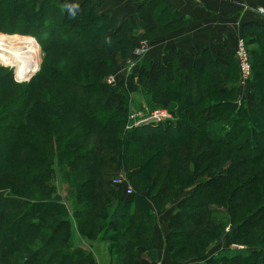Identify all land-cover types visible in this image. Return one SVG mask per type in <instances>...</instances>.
<instances>
[{
  "label": "rangeland",
  "instance_id": "obj_1",
  "mask_svg": "<svg viewBox=\"0 0 264 264\" xmlns=\"http://www.w3.org/2000/svg\"><path fill=\"white\" fill-rule=\"evenodd\" d=\"M76 1L86 2L90 15L85 14L81 33L73 37L65 28L48 29L59 20L58 4L0 0V45L14 44L11 37L29 32L25 37L40 49L36 70L29 76L17 74L14 65L0 61V264H68L71 256L78 264H219L220 260H212L216 255L242 249L261 251L249 252L250 260L241 264H264V153L260 158L247 155L252 143L221 145L212 132L230 118H238L236 130L248 120V129H257L250 141L258 142L262 134L264 146V34L251 28L244 31L254 34V41L248 43L241 27L237 32L233 25L231 36L236 42L230 51L234 62L225 79V94L204 96L208 85V92L218 89L222 80L218 68L202 74L194 65L183 86L178 77L168 82L170 91L182 101L183 94L193 96L191 111L201 112V117L187 124L194 126L192 131L152 134L136 129L151 125L156 114L171 120L177 113L162 109L154 93L140 88V81L129 95L121 82L136 81V73L147 60L157 63L160 46L188 31L191 22L161 7L142 9L144 1ZM250 1H255L247 3L252 12L264 23V0ZM53 11L57 15L50 19ZM26 13L38 18H27ZM109 17L131 20L137 27L128 35L130 45L124 44L104 79L123 97L120 111L126 119L121 118L120 131L114 125L100 129L102 123L99 127L91 120L97 116L93 107L88 112L85 104L74 102L93 96L87 73L91 55L84 53L83 42L92 44L94 31L100 36L110 33L107 27L101 30ZM239 40L250 67L247 80L236 59ZM198 77L204 82L199 83ZM75 81L83 88L75 87ZM254 81L257 84L252 87ZM195 84H200L206 97L202 104L194 93ZM252 91L263 99H256L260 103L257 114L249 100ZM5 93L9 96L3 100ZM219 112L218 119L209 121L210 115ZM110 138L113 145L106 144ZM6 142L14 144L3 160ZM262 143H256L257 147ZM221 175L225 179L214 180ZM208 181L205 192L196 188ZM165 187L166 193L162 192ZM127 189L133 191L130 196ZM193 195L196 201L188 200ZM184 199L186 207L181 204L179 208ZM132 200L137 202L126 205ZM7 201L21 204H3ZM37 205L45 211L44 217H35ZM179 209L184 216L174 218ZM20 219L13 230L12 223ZM18 231V236H10Z\"/></svg>",
  "mask_w": 264,
  "mask_h": 264
},
{
  "label": "trees",
  "instance_id": "obj_2",
  "mask_svg": "<svg viewBox=\"0 0 264 264\" xmlns=\"http://www.w3.org/2000/svg\"><path fill=\"white\" fill-rule=\"evenodd\" d=\"M22 1L30 3V0H22ZM48 1L52 2L54 5L58 4L57 8L62 11L59 13V16H58L59 20L57 24L55 25V27L49 25L48 29L65 28L69 32L68 35L70 34V36H73V37L77 36V34H80L81 33L80 29H82V26L85 22V14L87 13L88 16L90 15L89 11L85 9L86 2L79 3L76 0H48ZM144 5L145 7H143L142 9H145V10L148 8H156V7H161L163 10H166V11L170 10L167 4L162 0H145ZM33 10L34 9L31 7V14L34 13ZM38 12H40V10H38ZM31 14L26 13L25 15L27 18L29 17L31 19L38 18L37 16L31 15ZM55 15H57V13H54L53 11L49 14V18L52 19ZM104 27H107L106 30L109 29L110 33H105L104 35L100 36L98 33L94 31L93 32L94 35H92V39H93L92 44L91 42L90 43L83 42L84 44L83 46L86 47V51L84 53L91 55L90 57L91 59L88 62V72L87 73L90 76V79L88 80V82H91L94 86L93 96L89 95V97L83 100L84 102H81L79 100H74V102L81 103L82 105L85 104L84 106H86L85 108L86 110H88V112H92L91 108L93 107V111L94 113L95 112L97 113V116L93 115L91 117V120H92V123L95 124L96 126H99V124L102 123L101 124L102 128L99 126L100 129L102 130L106 128L109 129L110 126L114 125L115 127L117 126L119 129L118 131H120L121 128H123V124H124L123 120L126 119L125 114L120 111V101H121L120 98H123V97L118 88L112 87L111 85L105 83L104 79L108 75H110L117 57L121 53H123L122 50L124 49H122V47L124 46V44L125 46L130 45L131 42L128 38V35L133 30H135L137 27H136V24L133 23V21L131 20L119 22L115 20L114 17H109V20H107L106 26H102L101 30H103ZM250 28L251 30L257 29L264 34V23L262 22L245 23L241 26V32L242 33L244 31L248 32ZM246 32L243 33L244 38L245 37L247 38L248 43H252L254 41V34L246 33ZM19 33L25 36L29 35V32L28 33L19 32ZM90 41H91V38H90ZM233 60L234 59L230 51L229 44L227 40L225 39L220 42L215 43L214 49L212 50H210L205 45H198L190 51L180 46L176 48H171L167 51H163L161 60L158 61L157 63L147 60L146 63H144L140 67L138 72L136 73L137 75L136 81H134V79H131V80L121 82V87H122L121 89L127 95H129L130 93H133L137 89L136 83L138 81V86H139V81H140V88H142L144 91H147L148 93H154L158 97V101H161L162 109L170 111L171 113H174L173 111H175V113H177L176 114L177 116H175V118L171 120H164L159 123H152L151 125H142L138 127L136 130L139 131V130L147 129L146 130L147 133L150 131L152 132V134H161V131H162V132H167V134L170 133L171 135H173L175 132L177 133L184 132L187 128L190 131H192L191 129L194 128V126L191 123L190 125H187V124H189V121H191L193 118L197 119L198 121L199 118L201 117V112H197L196 114H194L191 111V108H192L191 100L193 96H191L190 98L187 96V94H183L185 99L184 101H182L180 98H178L179 96L175 94V92L170 91V86L167 85V83L172 81L173 78L178 77L177 79H178L179 85L183 86L184 84H186L185 83L186 80L191 77L190 74L193 72L192 69L194 65L198 66V69L199 71L202 72V74H207V72L209 71L208 70L209 68H212V69L218 68V69H221V71H218V72H219L220 77H222V80L220 79L221 82L219 81L220 83L218 84V89L208 92L209 91L208 89L211 88V85H208L207 87H210V88H205L207 91L204 96L208 97V95H211L213 93L225 94L226 93L225 90L227 89L224 87L226 83L225 79H226L227 73L229 72L230 68H232L233 66V62H234ZM261 64L264 66V63H261ZM202 79L198 77L199 83L204 82ZM75 82H76L74 84L75 87L77 86L78 88H83V86H81V83H79L78 81H75ZM255 84L257 83L254 81L252 84V87L255 86ZM195 85L197 87L196 88L197 91H194V93H196L197 96L199 95L198 100H199V103L202 104V100L206 97H202L203 94L201 93V89H200L201 87L199 86L200 84L199 85L195 84ZM8 96L9 95L5 93L3 95V97H5L3 100H5ZM256 99H259V101L261 102L263 101L262 97L259 98L256 92L252 91V94L249 96V100L251 103L253 113L257 114L260 111V108H259L260 103H257ZM245 111L246 110H243V113ZM219 115H220V112L210 115L209 121H211V118L218 119ZM117 116L119 117V119L115 118ZM121 118H124V119L121 120ZM240 120L241 122L244 123L243 119H240ZM238 122H239L238 118H230L227 122H225V124L220 126L218 129L214 128L212 130V132L214 131L213 139L217 142H222L221 145H224L225 143L233 144L234 142H240L242 143V145L246 146L247 144L252 143L250 145V149L246 150V154L251 157L260 158L262 156V153H264V146L262 143L263 135L262 134L258 135V137H260L258 142L256 141L251 142L250 140H253L254 136L256 135V131H257L256 127H254L252 130L248 129L249 121L247 120L246 123H244L245 126L243 128H238V130H236L235 125ZM110 123H113V124H110ZM108 124L110 125L107 126ZM226 124L231 125V126H229L228 128H225L224 126ZM241 131H243V134H241ZM241 136L243 137V139H238V137H241ZM17 141L20 142L19 140ZM113 141L114 139L110 138L107 140L106 144L113 145L114 144ZM97 142L98 144L102 143L100 141H97ZM118 143L122 144L123 142L118 141ZM256 143H262L260 145L261 147L263 146V148L257 147ZM13 144L14 143L12 144L8 142L5 143L7 150L3 154V157H2L3 160L5 159L7 160L9 150L11 148L10 145L13 146ZM20 144H22V142H20ZM150 159L153 161V157H151ZM220 177L222 179H225V176L223 177V175H221V176H217L214 180H217V181L222 180V179H219ZM210 182L211 181H208L206 183L205 182L199 183L196 188L200 187L201 188L200 190L202 192H205V187H208L206 184ZM168 190H169L168 187H165L162 189V192L166 193ZM202 195L203 194H200V196ZM138 196L139 195L137 194L136 198H138ZM203 199L204 198L199 199V203L203 201ZM135 200H132L131 203H128L126 205H131L133 202L134 203L137 202ZM188 200L196 201V199L194 198V195L189 197ZM185 201L187 200L184 199L179 204V208L182 206L181 204H183L182 206L183 208L186 207L184 206ZM11 202H13L15 206H18L20 203V202H14V201H7V202H3V204L7 203L11 205L12 204ZM0 206L2 207V205ZM9 207L10 206H8V208ZM16 210L18 211V209ZM5 211H3L2 209L1 212H5ZM35 214H36L35 217H44L45 211L41 210V207L37 205ZM183 214L184 213L179 209L178 213L175 214L174 218L175 217L181 218L184 216ZM30 217L32 216L29 215L28 218ZM20 223H21V219L19 221H16L15 224L12 223L13 225L12 229L15 230L17 227H19ZM18 233L19 231L17 233L11 234L10 236L11 237L18 236ZM260 251L261 250H257V249H253V250L249 249V251L247 252H245L244 249L238 250V251H225V252H221L220 254L216 255V257L213 258L212 260L213 261L215 260L214 263L216 262L218 263V260H220L219 264H223V261L225 264H241V263H244V261L246 260H250L252 253H260ZM71 253L72 254L77 253V251H71ZM75 256H78V254H76ZM73 258L74 256H71L70 258H68L67 260L69 261L68 264H72V262H74V264H78V263H75V259ZM60 262L58 261L57 264H65L66 261H63L62 263ZM85 263L86 262L84 261L83 264ZM207 263H209V261L206 262V264ZM87 264H94V263L89 261ZM143 264H146V263H143Z\"/></svg>",
  "mask_w": 264,
  "mask_h": 264
},
{
  "label": "crops",
  "instance_id": "obj_3",
  "mask_svg": "<svg viewBox=\"0 0 264 264\" xmlns=\"http://www.w3.org/2000/svg\"><path fill=\"white\" fill-rule=\"evenodd\" d=\"M145 1V0H135ZM171 11H175L183 19L191 22L188 31L183 32L164 42L160 46V52L156 55L155 61H159L164 49L183 47L190 51L198 45H205L214 49V44L227 40L229 48H234L235 40L231 36L233 25H236L237 32L245 23L263 22L255 12H252L251 5L255 2L250 0H162ZM116 14V13H115ZM119 15V13H117ZM227 27V28H226Z\"/></svg>",
  "mask_w": 264,
  "mask_h": 264
},
{
  "label": "bare ground",
  "instance_id": "obj_4",
  "mask_svg": "<svg viewBox=\"0 0 264 264\" xmlns=\"http://www.w3.org/2000/svg\"><path fill=\"white\" fill-rule=\"evenodd\" d=\"M14 44L0 45V61L15 66L16 73L29 76L37 67L39 46L29 37L15 35Z\"/></svg>",
  "mask_w": 264,
  "mask_h": 264
},
{
  "label": "built area",
  "instance_id": "obj_5",
  "mask_svg": "<svg viewBox=\"0 0 264 264\" xmlns=\"http://www.w3.org/2000/svg\"><path fill=\"white\" fill-rule=\"evenodd\" d=\"M242 45H243V41L239 40L238 45L236 47L235 54H236V59H237V62L239 64V68H240L242 77L245 80H247V79H249L248 77L250 75V71H249L250 67L248 65V62L246 61L245 56H244V53H243L244 50L242 49ZM155 116H156V119L153 123H159L166 118V116H162V115H158V114H156ZM132 193H133L132 189L126 190V194L128 196H130Z\"/></svg>",
  "mask_w": 264,
  "mask_h": 264
}]
</instances>
